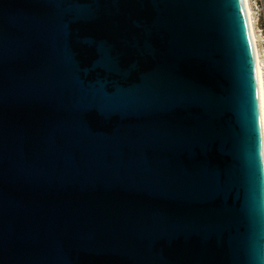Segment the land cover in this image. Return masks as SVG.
Segmentation results:
<instances>
[{
  "label": "water",
  "instance_id": "obj_1",
  "mask_svg": "<svg viewBox=\"0 0 264 264\" xmlns=\"http://www.w3.org/2000/svg\"><path fill=\"white\" fill-rule=\"evenodd\" d=\"M0 264H264L243 0H0Z\"/></svg>",
  "mask_w": 264,
  "mask_h": 264
},
{
  "label": "bare ground",
  "instance_id": "obj_2",
  "mask_svg": "<svg viewBox=\"0 0 264 264\" xmlns=\"http://www.w3.org/2000/svg\"><path fill=\"white\" fill-rule=\"evenodd\" d=\"M244 6L248 18V23L250 27V34L254 46V52H255V60H256V71H257V84H258V95H259V105H260V114L262 112L263 103H264V83H263V77H262V71H263V60L261 59L258 44H257V38L255 34V27L253 24V17H252V9L250 7L249 0H243ZM263 158H264V137H263Z\"/></svg>",
  "mask_w": 264,
  "mask_h": 264
},
{
  "label": "built area",
  "instance_id": "obj_3",
  "mask_svg": "<svg viewBox=\"0 0 264 264\" xmlns=\"http://www.w3.org/2000/svg\"><path fill=\"white\" fill-rule=\"evenodd\" d=\"M250 3L252 9L253 23L255 24V26H258L260 23V25L264 29V0H250ZM259 33L261 35V39L260 42H258V46L261 48L260 56L261 59L263 60L262 77L264 83V34L262 33L261 29H259ZM260 116H261L262 133L264 137V103Z\"/></svg>",
  "mask_w": 264,
  "mask_h": 264
},
{
  "label": "rangeland",
  "instance_id": "obj_4",
  "mask_svg": "<svg viewBox=\"0 0 264 264\" xmlns=\"http://www.w3.org/2000/svg\"><path fill=\"white\" fill-rule=\"evenodd\" d=\"M249 2H250V0H249ZM250 7H251V3H250ZM254 27H255V31H256L255 34H256L257 44H258V42H260V39H261V35L259 33V29L262 30V33L263 34H264V29L262 28V26L260 25V23H259L258 26H255V24H254ZM258 49H259V53L261 54V48L259 46H258Z\"/></svg>",
  "mask_w": 264,
  "mask_h": 264
}]
</instances>
